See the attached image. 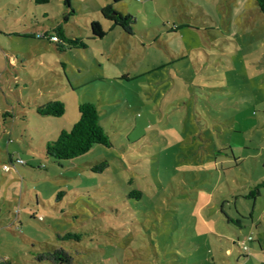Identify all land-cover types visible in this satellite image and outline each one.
Wrapping results in <instances>:
<instances>
[{
    "label": "rangeland",
    "instance_id": "374dc122",
    "mask_svg": "<svg viewBox=\"0 0 264 264\" xmlns=\"http://www.w3.org/2000/svg\"><path fill=\"white\" fill-rule=\"evenodd\" d=\"M71 4L0 0V264H51L37 257L58 248L72 264H264L255 0ZM108 5L131 16L130 34L101 15ZM58 24L85 48L58 50ZM45 33L53 43L36 38ZM55 100L62 116L37 114ZM83 102L111 145L59 164L44 147Z\"/></svg>",
    "mask_w": 264,
    "mask_h": 264
},
{
    "label": "trees",
    "instance_id": "16d2710c",
    "mask_svg": "<svg viewBox=\"0 0 264 264\" xmlns=\"http://www.w3.org/2000/svg\"><path fill=\"white\" fill-rule=\"evenodd\" d=\"M61 1L65 9H71V0ZM119 1L122 0H114V3H118ZM34 3L36 5H45L49 3V0H34ZM255 3L258 11L264 18V0H255ZM68 12L64 15V21H67V17L70 15ZM101 15L108 21H111L113 25L120 26L125 33H131L130 25L132 23V18L130 15H122L121 13L114 11L112 5H108L104 9H101ZM89 28L92 38H102L104 36V32L98 22H91ZM53 32L54 35H51V37H55L57 39L54 43H56L58 50L63 51L67 48H85L82 39L69 38L65 34L61 24L56 25L53 28ZM46 34L47 33L43 34L46 38H44L43 35H37L36 38L53 43L48 39L50 36ZM65 109L66 105L63 101L55 100L39 105L36 108V112L41 116L58 118L64 114ZM77 113L78 119L70 127V129H62L56 139L46 143L44 147V154L59 164L63 161H70L88 153L94 145H102L105 147H109L111 145L109 137L99 124V113L94 104L90 102L81 103L77 107ZM106 167L107 162L103 161L100 163L99 168H95L96 171L94 172L100 173L104 171ZM129 197L139 199L141 197V193L133 191L129 193ZM62 239L79 242L81 240V235L79 233L67 232ZM240 248L242 249V247ZM37 259L39 261H47L51 264H72L73 262V257L69 254V252L63 250L62 248L41 253L38 255Z\"/></svg>",
    "mask_w": 264,
    "mask_h": 264
},
{
    "label": "built area",
    "instance_id": "2783aa9c",
    "mask_svg": "<svg viewBox=\"0 0 264 264\" xmlns=\"http://www.w3.org/2000/svg\"><path fill=\"white\" fill-rule=\"evenodd\" d=\"M51 40L52 41H57V39L55 38V37H51ZM16 163H18V164H21L22 162L19 160V161H17ZM3 170H5V171H7V170H9V168L7 167V166H3ZM248 240H251V238H249ZM241 247H242V250L243 251H246L247 250V247H246V245H245V241H243L242 243H241Z\"/></svg>",
    "mask_w": 264,
    "mask_h": 264
},
{
    "label": "crops",
    "instance_id": "0c3cea01",
    "mask_svg": "<svg viewBox=\"0 0 264 264\" xmlns=\"http://www.w3.org/2000/svg\"><path fill=\"white\" fill-rule=\"evenodd\" d=\"M65 31V30H64ZM68 36V35H67Z\"/></svg>",
    "mask_w": 264,
    "mask_h": 264
}]
</instances>
